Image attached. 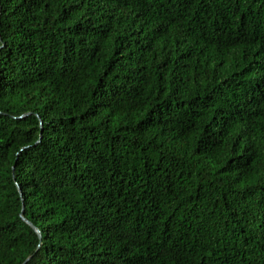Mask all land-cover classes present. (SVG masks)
Segmentation results:
<instances>
[{"label": "trees", "instance_id": "16d2710c", "mask_svg": "<svg viewBox=\"0 0 264 264\" xmlns=\"http://www.w3.org/2000/svg\"><path fill=\"white\" fill-rule=\"evenodd\" d=\"M0 264H264V0H0Z\"/></svg>", "mask_w": 264, "mask_h": 264}, {"label": "water", "instance_id": "95a60500", "mask_svg": "<svg viewBox=\"0 0 264 264\" xmlns=\"http://www.w3.org/2000/svg\"><path fill=\"white\" fill-rule=\"evenodd\" d=\"M18 191H19V194L21 196V189L18 187ZM20 217L22 220H24L30 227L34 228L35 231L37 232L38 234V237L41 238V233L39 232V230L37 228L34 227V225H32V223L30 221H28L26 218L23 217V205H22V208H21V212H20ZM27 260V259H26Z\"/></svg>", "mask_w": 264, "mask_h": 264}]
</instances>
